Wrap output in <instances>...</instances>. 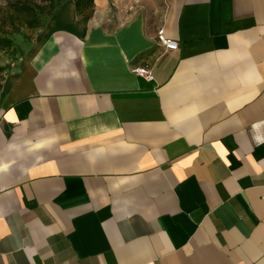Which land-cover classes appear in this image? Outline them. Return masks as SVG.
<instances>
[{
    "label": "crops",
    "instance_id": "crops-1",
    "mask_svg": "<svg viewBox=\"0 0 264 264\" xmlns=\"http://www.w3.org/2000/svg\"><path fill=\"white\" fill-rule=\"evenodd\" d=\"M18 66L0 264H264V0H64Z\"/></svg>",
    "mask_w": 264,
    "mask_h": 264
},
{
    "label": "rangeland",
    "instance_id": "rangeland-1",
    "mask_svg": "<svg viewBox=\"0 0 264 264\" xmlns=\"http://www.w3.org/2000/svg\"><path fill=\"white\" fill-rule=\"evenodd\" d=\"M57 0H0V38L7 39L9 45L0 46V79L2 83L14 74L24 52L39 39L41 27L47 20L48 8ZM23 7V15L15 12ZM81 12L85 23L89 9Z\"/></svg>",
    "mask_w": 264,
    "mask_h": 264
},
{
    "label": "trees",
    "instance_id": "trees-1",
    "mask_svg": "<svg viewBox=\"0 0 264 264\" xmlns=\"http://www.w3.org/2000/svg\"><path fill=\"white\" fill-rule=\"evenodd\" d=\"M64 0H57V4L54 5V6H50L48 8V11L46 13V16H47V20L49 17H51V15L61 6V4L63 3ZM74 1V5H75V10H76V14L79 15L81 14V12L85 11L88 7H90V11H89V14H88V18L90 17L91 15V11H92V6H93V0H73ZM23 7H21L20 9H17L15 12H17L18 14L20 15H23ZM80 18V17H79ZM87 18V20H88ZM46 20V21H47ZM86 20V21H87ZM45 24V23H44ZM44 26V25H43ZM42 26V27H43ZM41 27V28H42ZM10 43L7 39H4V38H0V46H8ZM2 79H0V92H1V89H2Z\"/></svg>",
    "mask_w": 264,
    "mask_h": 264
},
{
    "label": "built area",
    "instance_id": "built-area-1",
    "mask_svg": "<svg viewBox=\"0 0 264 264\" xmlns=\"http://www.w3.org/2000/svg\"><path fill=\"white\" fill-rule=\"evenodd\" d=\"M131 9V8H130ZM157 43L165 50V51H174L178 48V43L173 40L166 39L163 36L162 30H159L157 33ZM132 74L142 77L148 82L153 81V75L150 69L147 67H137L131 69Z\"/></svg>",
    "mask_w": 264,
    "mask_h": 264
}]
</instances>
